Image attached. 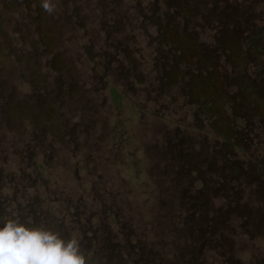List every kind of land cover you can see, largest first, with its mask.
<instances>
[{"label": "rangeland", "instance_id": "obj_1", "mask_svg": "<svg viewBox=\"0 0 264 264\" xmlns=\"http://www.w3.org/2000/svg\"><path fill=\"white\" fill-rule=\"evenodd\" d=\"M49 3L0 0V218L91 264H264V0Z\"/></svg>", "mask_w": 264, "mask_h": 264}, {"label": "clouds", "instance_id": "obj_2", "mask_svg": "<svg viewBox=\"0 0 264 264\" xmlns=\"http://www.w3.org/2000/svg\"><path fill=\"white\" fill-rule=\"evenodd\" d=\"M41 7L51 13L53 5L42 0ZM76 238L64 239L58 231L44 225L32 226L19 218H0V264H91Z\"/></svg>", "mask_w": 264, "mask_h": 264}, {"label": "flooded vegetation", "instance_id": "obj_3", "mask_svg": "<svg viewBox=\"0 0 264 264\" xmlns=\"http://www.w3.org/2000/svg\"><path fill=\"white\" fill-rule=\"evenodd\" d=\"M110 96H111V100H112V103L113 105L116 107V108H123V107H127V100L126 98L117 90V88L115 87H112L111 88V91H110ZM126 103V104H125ZM259 205H262V209L264 210V203L263 204H260V200H259ZM245 208V207H244ZM243 208V209H244ZM256 212V211H255ZM234 214H238L241 218L244 217V216H250V215H243V211L239 209V207L237 206L235 208V211H233ZM264 213H260L258 216L257 214H254V216L257 217L256 221H257V224H258V221L261 219L260 221V224L259 225H262L263 226V222L264 221V216H263ZM255 220V219H253ZM250 224V223H249ZM216 231V230H215ZM258 229H254V233L255 234H259L258 233ZM213 233V231H212Z\"/></svg>", "mask_w": 264, "mask_h": 264}]
</instances>
